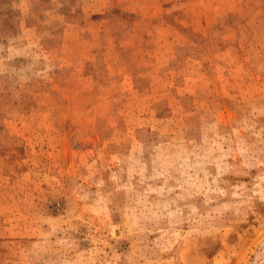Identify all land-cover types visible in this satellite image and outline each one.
I'll list each match as a JSON object with an SVG mask.
<instances>
[{
	"label": "rangeland",
	"instance_id": "1",
	"mask_svg": "<svg viewBox=\"0 0 264 264\" xmlns=\"http://www.w3.org/2000/svg\"><path fill=\"white\" fill-rule=\"evenodd\" d=\"M0 264H264V0H0Z\"/></svg>",
	"mask_w": 264,
	"mask_h": 264
}]
</instances>
